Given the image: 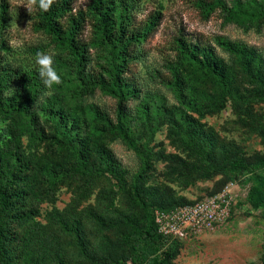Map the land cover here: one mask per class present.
<instances>
[{"label": "rangeland", "instance_id": "1", "mask_svg": "<svg viewBox=\"0 0 264 264\" xmlns=\"http://www.w3.org/2000/svg\"><path fill=\"white\" fill-rule=\"evenodd\" d=\"M0 2V264H264V0H222L209 15L196 0H126L136 23L161 14L156 29L120 54L85 17L79 59L34 26L25 0ZM179 27L220 81L180 59ZM38 51L55 53L62 82L50 96ZM119 102L145 160L115 130ZM233 159L252 167L234 170ZM139 173L146 211L131 195ZM227 188L230 216L214 230L181 240L155 231L154 210Z\"/></svg>", "mask_w": 264, "mask_h": 264}, {"label": "trees", "instance_id": "2", "mask_svg": "<svg viewBox=\"0 0 264 264\" xmlns=\"http://www.w3.org/2000/svg\"><path fill=\"white\" fill-rule=\"evenodd\" d=\"M75 2L76 0H55L48 12L36 11L37 20L34 22L37 29L46 32L55 41L67 47L75 56V59H79L80 56L78 35L84 27L85 17H89L94 21V26L100 33L101 40L109 44L112 49H117L120 54L132 53L136 43L146 40L159 25L162 18L161 14L152 13L144 21L136 23L133 21L132 16L127 13L126 0H89L84 11L75 9ZM196 3L205 15H209L215 8L223 5L222 0H196ZM6 11V3L0 2V25L4 21ZM171 41L173 49L180 59L187 58L195 61L207 73L213 75L217 80H221V74L216 67L197 59L198 44L188 37L182 27L175 29ZM7 46L6 41L0 35V52L5 50ZM125 67V61H123L114 68L116 70L114 75L115 84L119 81V72H122ZM121 113V102H119L115 124L116 132L125 145L145 160L144 154L133 143L129 133L124 128L120 120ZM229 166L239 171L249 170L252 167L243 159H233L229 162ZM100 171L102 170H96L93 173ZM141 177V173L134 177L131 185V195L137 206L146 211L145 203L138 191V180ZM5 201L4 189L0 181V205L3 206ZM171 208H159L158 210H169ZM153 212H151L150 217L155 228ZM151 264H158V261L154 259Z\"/></svg>", "mask_w": 264, "mask_h": 264}, {"label": "built area", "instance_id": "3", "mask_svg": "<svg viewBox=\"0 0 264 264\" xmlns=\"http://www.w3.org/2000/svg\"><path fill=\"white\" fill-rule=\"evenodd\" d=\"M232 201L233 197L227 188L191 204L169 210H154L156 232L164 238L181 240L191 234L212 231L227 221Z\"/></svg>", "mask_w": 264, "mask_h": 264}, {"label": "clouds", "instance_id": "4", "mask_svg": "<svg viewBox=\"0 0 264 264\" xmlns=\"http://www.w3.org/2000/svg\"><path fill=\"white\" fill-rule=\"evenodd\" d=\"M54 2L55 0H25V2H23L21 5L27 9L29 14L34 11L46 13L50 10ZM54 56L55 53L52 51H38L34 57L35 71L39 75L44 85L45 91L43 94L46 96L52 95L54 91V85H59L62 82L60 75L53 67ZM12 92H14V89H12ZM12 92L7 93V95H11ZM7 123V121L0 123V130L6 129Z\"/></svg>", "mask_w": 264, "mask_h": 264}]
</instances>
